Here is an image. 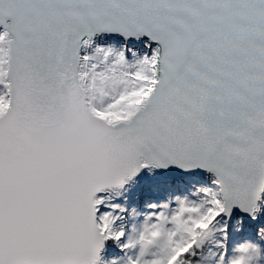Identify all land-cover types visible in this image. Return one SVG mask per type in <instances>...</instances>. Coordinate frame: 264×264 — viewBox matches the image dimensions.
<instances>
[{
  "label": "snow or ice",
  "instance_id": "6c2138e0",
  "mask_svg": "<svg viewBox=\"0 0 264 264\" xmlns=\"http://www.w3.org/2000/svg\"><path fill=\"white\" fill-rule=\"evenodd\" d=\"M0 26V264H100L125 237L126 264H264V228L221 226L264 211V0H0ZM170 167L213 187L111 203Z\"/></svg>",
  "mask_w": 264,
  "mask_h": 264
},
{
  "label": "rangeland",
  "instance_id": "374dc122",
  "mask_svg": "<svg viewBox=\"0 0 264 264\" xmlns=\"http://www.w3.org/2000/svg\"><path fill=\"white\" fill-rule=\"evenodd\" d=\"M99 46H112L119 48L116 43L107 45L100 44ZM135 49H139V47ZM89 52H91V50H89ZM157 176L158 175L147 171L145 174H142L139 178L129 183L126 189L122 190H125L124 192H110L107 195L110 197L111 203L128 209V212L124 214L127 216L134 208L137 212L143 213L145 211L146 203L165 201L170 196L172 198H175L177 195L183 196L189 194L190 191H195L196 188L201 186L213 187L210 182L205 181L203 178L202 180L205 183L202 180L191 179L187 182H176V184H173L172 181H168L166 179H162L163 177L161 178V176ZM261 206L264 208V204ZM140 219L142 220L143 217L141 216ZM225 219L227 218H221L222 227L224 226ZM257 219V223L253 224L254 222H252V224H248L250 226L244 224L241 217L237 219H227L230 244L236 245L244 242L245 240L260 242L258 239V231L260 228H264V211L261 212ZM131 223L132 221L128 220L126 222V228H130ZM117 228H119V222ZM237 228H239V231L236 230ZM125 242L126 237L118 242L114 240L105 241L100 264H112V261H116L117 264H126L128 256L133 255V253L129 250H122V246Z\"/></svg>",
  "mask_w": 264,
  "mask_h": 264
},
{
  "label": "water",
  "instance_id": "95a60500",
  "mask_svg": "<svg viewBox=\"0 0 264 264\" xmlns=\"http://www.w3.org/2000/svg\"><path fill=\"white\" fill-rule=\"evenodd\" d=\"M0 29L1 31H3V28L2 26H0ZM100 37H107V38H114L116 40H119V41H123L121 37L117 36V35H108V34H100V35H97L95 37H93V40L96 39V38H100ZM147 38H144L143 41H146ZM131 42H141V41H131ZM147 169V168H145ZM145 169H142L141 172L137 175V177H135L134 179L138 178ZM157 170L158 172L162 173L163 175H165L167 178L171 179L173 181V183H175L176 181H179L181 180L182 178L184 177H189V176H194L196 174H201V173H205L207 174L208 176H211V174L203 171V170H193V171H190V172H184L180 169H177L175 167H170L168 169H155ZM126 186V185H125ZM124 186V187H125ZM263 193H261V196H262ZM241 217V220L244 224L248 225V224H252L253 220L251 219V217H249L247 214L245 213H242L239 208H234L232 210V214H231V217L230 219L232 218H239ZM228 220H230L229 218H227ZM257 221V219L255 220ZM101 255H102V251L100 253V261H101Z\"/></svg>",
  "mask_w": 264,
  "mask_h": 264
},
{
  "label": "bare ground",
  "instance_id": "6f19581e",
  "mask_svg": "<svg viewBox=\"0 0 264 264\" xmlns=\"http://www.w3.org/2000/svg\"><path fill=\"white\" fill-rule=\"evenodd\" d=\"M0 31H1V29H0ZM94 42H95V45H100V44H103V45H107V44H112V43H116V45H117V47H120L122 44H123V41H119V40H116V39H114V38H107V37H100V38H96V39H94ZM119 42V43H118ZM145 42V41H144ZM144 42L143 41H141V42H129V47H133V48H137V47H139V49H142L143 50V44H144ZM118 43V44H117ZM94 45V46H95ZM91 50V49H90ZM147 171H149L148 169H145L144 171H143V173L142 174H145V172H147ZM150 172V171H149ZM151 173H153V174H155V175H158L157 177H160L161 176V178L162 179H166V180H168V181H171V179H169V178H167L165 175H163L162 173H160V172H158L157 170H155V169H153L152 171H151ZM141 174V175H142ZM140 175V176H141ZM139 176V177H140ZM138 177V178H139ZM194 177H196V178H194ZM199 178H201V179H199ZM202 178L205 180V181H207V182H210L212 185H213V183H212V181H213V177L212 176H208L207 174H205V173H201V174H196V175H194V176H189V177H184V178H182L181 180H179V181H176V182H187V181H190L191 179H198V180H202ZM133 180H136V179H133ZM132 180V181H133ZM132 181H130L129 183H131ZM203 181V180H202ZM204 182V181H203ZM129 183H127L126 184V186L123 188V189H126V187L129 185ZM205 183V182H204ZM207 184V183H206ZM123 189H120V190H115V191H111V192H119V191H122ZM125 191V190H124ZM124 191H122V192H124ZM110 193V192H109ZM261 201H264V193L262 194V196H261ZM260 216V215H259ZM258 216V217H259ZM257 221H258V219H257ZM254 223L253 224H256L257 222L256 221H253ZM247 226H250V225H247Z\"/></svg>",
  "mask_w": 264,
  "mask_h": 264
},
{
  "label": "clouds",
  "instance_id": "9594fccd",
  "mask_svg": "<svg viewBox=\"0 0 264 264\" xmlns=\"http://www.w3.org/2000/svg\"><path fill=\"white\" fill-rule=\"evenodd\" d=\"M199 227H206V225L205 224H203V223H201L200 225H198ZM245 244H249V243H251V242H248V241H246V242H244Z\"/></svg>",
  "mask_w": 264,
  "mask_h": 264
}]
</instances>
